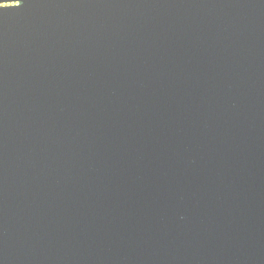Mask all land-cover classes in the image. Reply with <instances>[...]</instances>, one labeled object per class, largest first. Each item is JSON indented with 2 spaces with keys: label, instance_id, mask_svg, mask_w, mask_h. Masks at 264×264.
<instances>
[{
  "label": "water",
  "instance_id": "95a60500",
  "mask_svg": "<svg viewBox=\"0 0 264 264\" xmlns=\"http://www.w3.org/2000/svg\"><path fill=\"white\" fill-rule=\"evenodd\" d=\"M0 264H264V0H0Z\"/></svg>",
  "mask_w": 264,
  "mask_h": 264
}]
</instances>
